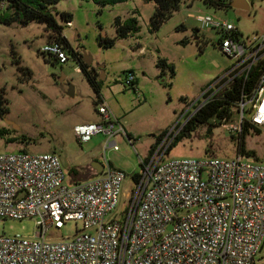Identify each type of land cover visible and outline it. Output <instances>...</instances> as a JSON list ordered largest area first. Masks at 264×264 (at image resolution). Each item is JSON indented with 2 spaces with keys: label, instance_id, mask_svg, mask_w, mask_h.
<instances>
[{
  "label": "built area",
  "instance_id": "obj_1",
  "mask_svg": "<svg viewBox=\"0 0 264 264\" xmlns=\"http://www.w3.org/2000/svg\"><path fill=\"white\" fill-rule=\"evenodd\" d=\"M5 4L0 0V9ZM195 18L219 33L217 47L235 62L140 160L122 212L117 208L126 174L107 160L101 173L67 185L55 154L0 153V219H37L33 237L0 235V264H264V163L240 153L230 159L163 161L212 90L254 68L257 79L238 104L241 117L233 130H241L244 110L253 126H264V29L244 36L233 23L210 14ZM41 52L59 63L68 59L57 42H47ZM125 80L131 86L133 76ZM95 111L99 121L73 127L79 143L103 134V149L117 151L118 133L133 143L104 101ZM69 221L79 224L71 239L49 234Z\"/></svg>",
  "mask_w": 264,
  "mask_h": 264
},
{
  "label": "rangeland",
  "instance_id": "obj_2",
  "mask_svg": "<svg viewBox=\"0 0 264 264\" xmlns=\"http://www.w3.org/2000/svg\"><path fill=\"white\" fill-rule=\"evenodd\" d=\"M246 1L248 10L214 8L201 0L185 1L154 32L149 31L148 25L155 11L152 0H126L100 11L91 0H61L56 4L58 13L72 14L71 23L63 28L64 36L74 50L90 56L92 65L100 68V91L105 99L102 101L134 140L130 144L120 133L116 134L113 138L117 151L103 149V134L93 136L86 143H79L75 137V125L100 119L95 111L96 94L75 58L67 52V61L59 63L42 54L47 35L41 23L25 26L0 23V89L8 108L7 113L0 116V129L5 132L0 136V153L55 154L61 162L67 185L75 179H90L91 162L106 166L107 160L126 174L117 208L122 212L124 201L135 189L132 175L141 171L140 160L148 155L156 137L167 132L177 120L183 121L187 107L235 62L217 47L219 33L212 27L202 26L195 17L210 14L233 23L244 36H252L264 29V0ZM133 10L140 31L116 40L112 48L99 47L98 25L107 35L114 36V17H128ZM57 20L60 22L58 16ZM158 58H164L173 66V77L167 69L164 74L160 73L156 66ZM128 70L135 74L136 89L125 84L124 74ZM70 86L73 95L69 94ZM234 110L232 120L215 127L208 136L204 125L189 134L180 132L163 161L233 158L236 139L231 135H236L233 127L239 124L241 117L240 108ZM243 115L247 117L245 110ZM259 129V134L251 131L246 136L245 148L256 153L257 158L249 159L264 163V126ZM8 138L13 141L8 142ZM71 168L78 172L76 176L70 173ZM36 220L0 219V235L33 237L37 230ZM77 228L79 224L69 221L60 229L51 228L49 234L69 240Z\"/></svg>",
  "mask_w": 264,
  "mask_h": 264
},
{
  "label": "trees",
  "instance_id": "obj_3",
  "mask_svg": "<svg viewBox=\"0 0 264 264\" xmlns=\"http://www.w3.org/2000/svg\"><path fill=\"white\" fill-rule=\"evenodd\" d=\"M6 2L5 7L0 10V23L11 24L17 23L25 26L29 23H41L44 25V31L47 35V42H57L63 45L66 51L72 55L83 76L87 79L88 83L96 94V105L101 100V80L99 79V68L93 65H88L84 62L82 52L76 51L68 42L67 38L63 34L64 26H68V23L72 21V14L66 11L58 13L55 10L56 4L61 0H4ZM95 5L101 8L107 6H113L118 3L125 2L126 0H91ZM155 4V11L149 18V31L154 32L160 28V26L168 20L174 12H176L180 5L185 1L192 0H152ZM205 5L214 8H232L230 5L231 0H201ZM135 11L133 10L128 17L115 16L113 19V27L115 30L114 36H109L102 31L101 25H98L100 33L97 36V44L101 48H112L116 40L124 39L128 36H134L140 31V25L138 18L133 16ZM57 16L60 22L57 20ZM198 43V42H197ZM44 55V54H43ZM47 56V55H46ZM49 57V56H47ZM19 63V60H15ZM54 62H57L53 59ZM156 66L160 68V73L165 72L167 69L171 75L174 76V68L168 64L164 58H158ZM23 69V68H20ZM125 77L128 75L133 76V83L131 87L135 88V74L132 70L125 71ZM257 79V72L255 68L248 76H236L230 80L227 84L219 89L212 90L213 95L210 99L197 110L189 121L184 126L181 132L189 134V131L195 129L199 125L206 126L207 136L212 134L215 127H218L224 123L232 120V116L235 112V108L238 109V104L242 100L244 94L251 93L255 81ZM211 92V93H212ZM6 99L3 96V91L0 89V116H4L8 108L6 106ZM253 131L255 134H259L261 130L253 126L246 117H243L241 122V130L232 134L231 138L236 139V153H240L247 157H256V153L253 150L245 148V138ZM4 130L0 129V136L4 135ZM157 136L155 141L159 139ZM179 137V136H178ZM8 142H12L13 139L8 138ZM153 144L148 150V154L151 153ZM70 173L74 176L77 175V171L71 168ZM139 174H133L132 178L134 182L137 180ZM76 180V179H75Z\"/></svg>",
  "mask_w": 264,
  "mask_h": 264
},
{
  "label": "water",
  "instance_id": "obj_4",
  "mask_svg": "<svg viewBox=\"0 0 264 264\" xmlns=\"http://www.w3.org/2000/svg\"><path fill=\"white\" fill-rule=\"evenodd\" d=\"M230 5H231L232 8H241V9H244V10H248L249 9V4L247 3L246 0H231L230 1ZM83 60L88 65L92 64V60H91L90 56H88L87 54H84ZM59 81H62L61 77H59ZM69 94L73 95V87L72 86H70ZM93 163H97V162L95 161ZM91 167L95 168L94 164H91ZM96 172L99 173L100 171L96 170Z\"/></svg>",
  "mask_w": 264,
  "mask_h": 264
},
{
  "label": "crops",
  "instance_id": "obj_5",
  "mask_svg": "<svg viewBox=\"0 0 264 264\" xmlns=\"http://www.w3.org/2000/svg\"><path fill=\"white\" fill-rule=\"evenodd\" d=\"M63 34H64V33H63ZM77 51L81 52V51L78 50V49H77ZM84 54H85V53H84ZM91 65H92V64H91ZM135 83H137V81H135ZM101 100H105V99L102 97V93H101ZM152 144H153V143H152ZM152 144H151V145H152ZM151 145H150V146H151ZM93 162H95V161H92L91 164H94V167H95V168H92V167H91V164H90V168H91V171H92V174H91L92 177L95 176L96 174L101 173V172H102V169H103V165H102V164H100V163H98V162H97V163H93ZM96 170H98V171H100V172L97 173ZM74 181H79V180H74Z\"/></svg>",
  "mask_w": 264,
  "mask_h": 264
}]
</instances>
